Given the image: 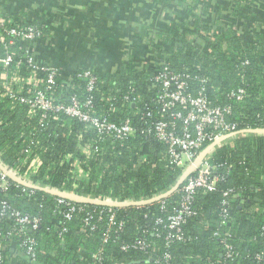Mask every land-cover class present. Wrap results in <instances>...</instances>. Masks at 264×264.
Returning a JSON list of instances; mask_svg holds the SVG:
<instances>
[{"label": "trees", "instance_id": "1", "mask_svg": "<svg viewBox=\"0 0 264 264\" xmlns=\"http://www.w3.org/2000/svg\"><path fill=\"white\" fill-rule=\"evenodd\" d=\"M5 1L0 0V8L5 7ZM244 9L251 10L240 6L238 1L232 2L231 10L237 14L236 19L238 17L240 25L246 26ZM184 13L193 22L183 20L164 28L157 26L155 35L158 38L154 42L149 40L151 50L143 55L144 58H139L142 55L127 58L109 74L95 69L98 75L94 92L97 112L115 121L128 117L135 128V135L123 142H103L98 151L86 157L81 152V145L94 134L84 131L82 123L52 121L41 127L37 118L26 116L23 108H6L4 103L0 104V162L4 165H17L31 135L39 141L36 152L41 166L34 179L41 178V185L48 184L91 197L146 199L142 205L119 207L116 214L124 221V226L118 232L112 231L110 240L103 242L106 220L96 222L102 204L90 203L87 209L76 210L71 220L64 221L63 210H54L55 194L35 189L29 197L22 191V184L10 180L0 191V196L6 197L20 212L38 216L41 221L36 230L26 231L36 239V257L31 259L20 252L14 253L8 244L20 238L11 236L3 239L5 245L0 248V264H87L93 261V254L99 250L101 259L96 264L264 262V133L242 131L233 138L231 145L215 146L209 163L215 167L220 180L214 190L199 188L195 191L190 204L191 214L181 226L183 239L168 244L165 240L167 230L163 224L182 199L184 180L160 199H152L174 185L182 170L168 163L163 144L142 132L159 116V107L154 101L159 88L152 86V77L160 70V63L166 61L173 72L188 74L186 80L193 93L197 91L200 79L204 78L210 103L220 107L230 105L228 119L236 122L237 130L264 126L262 24L253 26L251 31H237L226 24L220 26L221 22L206 20L202 11H196L193 6L186 7ZM211 26H220L218 35L210 34L207 38L199 33L208 34ZM241 33H248V38L244 39ZM244 61L247 64L243 65ZM137 64H143V67L137 70ZM87 67L76 66V72ZM74 85L70 92H84L83 80L75 77ZM237 87L246 91L241 101L228 97L229 91ZM111 104L118 110L110 112ZM147 106L152 109L151 118L145 115ZM173 110L170 108L169 112ZM78 160L88 173L85 180H76L72 174L73 162ZM230 190L239 192V195L231 192L224 196L223 193ZM224 199L227 204L222 203ZM224 212L228 217L226 224L221 218ZM87 214L93 216L94 230L83 227ZM157 219L163 222L158 223ZM54 220L60 223L58 225L63 222L62 226L66 227L61 235V227L55 225ZM8 222L7 218L1 220L0 229L4 231ZM216 231L221 236L215 235ZM224 234L232 247L230 259L224 255L221 241ZM137 239H143L147 247L121 249L123 244ZM78 247L82 248L81 252L77 251Z\"/></svg>", "mask_w": 264, "mask_h": 264}, {"label": "built area", "instance_id": "2", "mask_svg": "<svg viewBox=\"0 0 264 264\" xmlns=\"http://www.w3.org/2000/svg\"><path fill=\"white\" fill-rule=\"evenodd\" d=\"M222 26V24L220 25ZM219 26V27H220ZM233 25H229L232 27ZM218 29L205 33L218 35ZM200 33V32H199ZM244 39L248 33H241ZM244 41V40H243ZM55 47L53 40L46 39L42 28L31 23H22L17 13L6 10L0 12V104L4 107H21L27 117L37 118L39 126H45L48 122L75 120L83 124L84 131H90L94 136L81 145V152L86 156L100 149V144L106 141L123 142L135 135V128L127 117L120 121L110 120L103 113L97 112L95 102V89L98 75L93 66H88L76 72V66H59L43 58L44 48ZM43 51V52H42ZM62 57V56H61ZM160 70L152 77V86L159 91L154 99L159 107V116L143 129L145 136L154 137L163 144L166 158L169 164L181 168L180 177L185 175L184 184L181 187L182 199L166 216L163 227L167 230L166 243L172 240H182L181 226L191 214L190 204L195 191L199 188L211 191L215 189L220 176L215 172V167L209 163L215 146L232 144L233 138L242 131L264 133L263 127L245 128L237 130L236 122L228 119L231 114V106H214L210 103L205 93L204 78L200 79V85L195 93L189 90L187 83L188 74L175 73L168 66V62L160 63ZM247 61L243 62V65ZM143 64L135 65L139 70ZM84 81V92L81 94L74 89V78ZM246 95L244 88L231 89L228 97L241 101ZM128 99V96H125ZM135 99L137 97L135 96ZM170 108H174L169 112ZM117 107H109L110 112L117 111ZM145 115L149 118L153 115L152 109L147 106ZM170 117L171 119H168ZM63 124V123H62ZM82 132L78 134L80 139ZM28 145L22 149V155L17 160V165L6 166L0 162V191L8 182L14 181L22 184L25 195L32 196L35 189H43L55 194L54 210H63V220L72 219L74 212L84 211L90 203L102 204L98 211L96 222L106 220V229L102 240L107 242L111 238V232L122 230L124 221L117 217V209L124 205H142L146 199L135 200L133 198H114L110 196L91 197L73 190L58 189L48 184L41 185L40 179H34L41 166L39 153L36 152L39 141L34 136L28 137ZM73 162L72 174L76 180L88 178L87 171L79 164ZM168 190L158 195L164 194ZM233 191L224 192L227 196ZM239 195V192H233ZM151 199V198H150ZM160 199V198H159ZM162 206L164 204L161 201ZM227 204L226 199L222 201ZM8 219L5 230L0 229V248L4 246V240L11 236L19 237L18 241H10L9 247L14 253H22L34 259L36 257V239L26 231H34L38 228L41 219L27 213L20 212L10 204L6 197L0 196V221ZM222 223H227V214H222ZM93 216L87 214L83 219V227L94 230L96 225L92 222ZM156 222H163L157 219ZM55 225L60 224L53 221ZM60 226L59 235L66 230ZM215 235L221 236L218 231ZM227 234L222 236L224 255L232 258V247L226 242ZM62 242V240L60 241ZM7 245V246H8ZM146 242L143 239L133 240L121 246L122 250L145 249ZM82 251L81 247L77 248ZM93 261L87 264H96L101 259V251L93 254ZM168 255L164 256L166 259ZM259 255L257 258L259 259ZM1 258V255H0ZM229 262V260H228ZM227 264V263H226ZM229 264V263H228ZM264 264V262H262Z\"/></svg>", "mask_w": 264, "mask_h": 264}, {"label": "crops", "instance_id": "3", "mask_svg": "<svg viewBox=\"0 0 264 264\" xmlns=\"http://www.w3.org/2000/svg\"><path fill=\"white\" fill-rule=\"evenodd\" d=\"M233 1L251 9L243 10L246 26L231 10ZM4 4L0 12L19 14L22 23L41 27L46 39L53 40L55 47L42 51L45 60L56 65L64 58L68 64L93 66L105 74L127 58L148 54L149 40L158 38L157 26L193 22L184 13L189 6L210 22L233 25V30L251 31L259 23L264 28V0H6Z\"/></svg>", "mask_w": 264, "mask_h": 264}, {"label": "water", "instance_id": "4", "mask_svg": "<svg viewBox=\"0 0 264 264\" xmlns=\"http://www.w3.org/2000/svg\"><path fill=\"white\" fill-rule=\"evenodd\" d=\"M184 176H185V175L181 176V177L179 178V180L174 184V186H173L169 191H167V192L164 193V194H161V195L155 196V197H153L152 199H159V198L165 196L166 194L170 193V192H171L172 190H174L175 188H177L178 185L182 182ZM54 193L57 194V192H54ZM141 203H144V201L141 202Z\"/></svg>", "mask_w": 264, "mask_h": 264}, {"label": "rangeland", "instance_id": "5", "mask_svg": "<svg viewBox=\"0 0 264 264\" xmlns=\"http://www.w3.org/2000/svg\"><path fill=\"white\" fill-rule=\"evenodd\" d=\"M59 62H61V63L56 64V65L62 66V64H63L65 66H68L69 65V67H72V66H76L77 65V64L76 65L72 64L71 61H69V64H68V62L64 58H60Z\"/></svg>", "mask_w": 264, "mask_h": 264}]
</instances>
